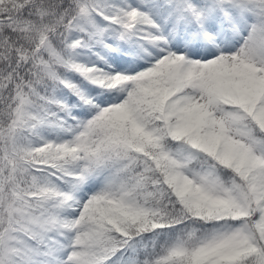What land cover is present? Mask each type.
<instances>
[{"label":"snow or ice","instance_id":"snow-or-ice-1","mask_svg":"<svg viewBox=\"0 0 264 264\" xmlns=\"http://www.w3.org/2000/svg\"><path fill=\"white\" fill-rule=\"evenodd\" d=\"M0 264H264V0H0Z\"/></svg>","mask_w":264,"mask_h":264}]
</instances>
